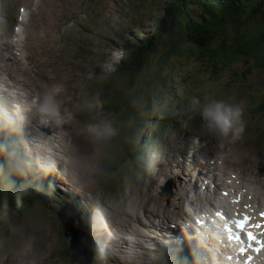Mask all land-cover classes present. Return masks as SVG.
<instances>
[{"label":"rangeland","instance_id":"obj_1","mask_svg":"<svg viewBox=\"0 0 264 264\" xmlns=\"http://www.w3.org/2000/svg\"><path fill=\"white\" fill-rule=\"evenodd\" d=\"M136 1L51 0L49 3V0H42V4L37 6L29 4V10L32 13L30 18L33 21V30L28 29L25 31L27 39L24 46L25 55L16 48H12V52L17 57V61L21 63L20 65L23 66L22 70L30 71L33 74L24 84L21 83L16 72L8 71L6 76L14 81L15 86L19 84L31 90L34 96L48 87L59 85L58 99L61 101L62 108H67L71 114V119L58 129L51 128L49 132H54V135H60V137L70 129L72 133L79 132L76 140L60 143L64 157L58 152H55L54 157L61 164L66 162L69 168L65 166L66 180L63 184L57 186V191H63L67 195H71L76 201L79 199L80 204L72 201L63 204L59 197H55V200L52 198L54 207L58 208L60 204L66 205L70 212H75L68 205L71 204L80 209L79 205L82 206L80 199L88 201L90 193H92L102 203L105 211L103 213L107 214L111 223L125 224L124 232H132V228H135L141 231L146 230L147 233H150V225L153 228L157 227L152 224L156 220L161 222L162 216H167L171 219V225L174 226V222L182 218L183 213L188 214L191 211L190 205L197 209L203 208L206 201L200 196L197 199L193 197L198 193L199 187L197 185L199 183L197 184V178L190 184L186 178L189 171H185L182 167L174 166L170 163L171 161H178L180 154H183L181 157L183 162L186 164L191 162L188 155H191L192 149L190 147L186 148L187 152H185L186 150L182 148L185 145L182 140L186 137L191 139L192 145L202 147L209 153L215 152L223 161L227 160L229 164L224 167L226 172L241 175L239 177L242 178L243 182L254 184L258 188V192L264 196V145L261 141L263 136L261 128L264 127V70L258 73L253 72L246 80H242L239 76L234 77L227 71L223 72V74H220L221 72L218 70L213 71L214 68L204 61L184 59L176 61L174 59L171 63V60H169L167 62L169 69L161 74L159 78L164 79L166 73L172 75L173 82H170L171 87L185 96L181 103H174L171 106H160L148 113H139L134 120L136 127H134V123L122 121L121 132L115 127L106 110L103 107L101 108L100 101H98L100 92L107 91L111 96H114L112 89H108L106 85L104 86V82L108 78L106 73L111 72L119 58V48L114 44L117 41L114 33L118 32L126 35L125 33L128 31H135L140 21L146 24L156 14V11H152L142 16L140 14L141 8L134 6ZM259 2L260 0H255V8L258 7ZM23 3L28 4V0H23ZM64 3L66 5L63 7ZM57 5L59 7V12L56 13L57 17L62 22L72 21L75 23V30L77 31L75 33L69 32L66 35L67 43L65 49L52 50L54 38L58 33V26L61 28L66 26V24L50 14L51 8ZM255 8L248 11L251 13ZM129 9L131 10L128 12ZM97 11L98 14L96 15ZM63 12H66L65 16L62 14ZM190 12L192 14L196 13L195 11ZM2 14L3 11L0 9V16ZM81 15H84L85 19ZM136 15L138 19L134 21L133 18ZM259 15L262 16V14ZM74 38L84 41L83 45H80L78 40H74ZM3 42L0 39V47ZM0 56L4 57L3 61H0L2 65L10 61L7 55L0 54ZM65 62H69V67ZM171 66L172 68L170 69ZM39 68L41 71L37 73ZM244 70L245 66L240 65L234 71L237 75H241ZM149 75L154 74L152 71H147L144 81L150 77ZM1 78L2 76H0ZM21 92L24 94L23 88ZM193 98L198 100L199 104H192ZM15 99L13 97L12 101H15ZM213 99L226 100L229 103L242 106L245 127L238 138L220 141L215 134L208 132L204 126H200L203 122L199 116V106ZM88 104H91V108L94 110L92 115V110ZM253 104L255 105L252 106ZM24 105L25 103L23 102V108L26 109L27 107ZM256 105H261V115L257 120L253 119L254 117L249 113V107L252 110ZM161 113L166 117V124L162 127L163 131H158L157 126L153 125L151 128L153 132L150 129H146V132H144V128L142 132H139L140 136L137 138L144 116L150 120H156L161 117ZM179 113L185 115L184 124L188 132L182 133L180 126L176 127V125L172 124L175 115ZM28 114L30 115V113H24V120L27 121L29 118V120H33L34 124L37 123L39 125L36 117L30 118ZM105 119L110 120L118 130L116 136L107 139H97L92 136L88 140L81 138V135L88 134L86 131L87 125L98 123ZM82 120H84V127L80 124ZM149 123L150 121L147 120L146 124ZM34 126L36 127V124ZM46 132L48 131H45L44 134H47ZM16 133L17 131L15 130ZM128 133L130 138H126ZM24 134V132H21L18 135L21 137V141ZM152 134L156 137L155 141H151V144H154V150L148 153H145L146 151L142 152L147 166L140 169V174H136L129 158L125 157L123 153L125 152L127 155L136 154L138 150L136 144L140 143L142 137L150 139ZM159 138H162V141ZM46 141L45 145L49 143L47 138ZM161 143H166L169 146L168 148L173 147L171 156L167 155L168 149L163 148ZM180 143L181 146L179 145ZM37 145L46 149L39 142ZM66 150H69L70 153L65 154ZM24 152L26 157H29L27 160L30 161V166L25 167L20 160L13 158L9 166L10 175L19 179V172L23 170L28 178V181L22 185L23 189L34 186L38 191H45V194L51 195L50 192L54 191L55 188L48 186L46 190L45 187L48 182L54 184V179L51 174H46L41 169L43 168L42 162L38 160L42 156L41 152L32 150L33 156H31L30 150H25ZM194 159L198 160L197 157ZM210 162L208 161V163ZM0 163L3 167L5 166L2 159H0ZM47 163L52 167L53 165L56 166V163L51 159H47ZM213 166L216 173H221L220 165L217 164L216 160H214ZM95 168L106 171L107 173L104 172L105 178L101 177ZM196 168L198 169L190 172L192 175L195 171L212 174L209 169H204L202 166ZM118 170L120 174L117 173ZM59 171L52 168V172L58 173L60 178H62L63 175ZM70 171L73 174H80V182H84L80 184L84 185V187L81 185V187H76L79 184L77 183L78 180L76 182L69 176ZM82 175L85 176L83 177ZM68 177L71 182L68 181ZM86 179L94 180V183L90 181L93 189H88L85 186ZM256 179L259 180L258 183ZM119 180H121V184L118 183ZM72 183L77 185L74 186ZM217 183H221V180L218 179ZM13 186L14 184H11V187ZM7 189L9 188L7 187ZM85 189L90 192H85ZM205 189L211 194L213 193L206 185ZM52 193L54 194V192ZM194 201H197L199 206L194 205ZM92 205L98 206L93 203ZM98 207H94V211H100ZM90 210L92 211V207ZM42 212L52 214L45 211ZM28 213H25L23 215L24 218L21 220L19 217L14 216L15 213H8L12 218L15 217L16 219V222L11 225V228L15 229L12 232V236L15 239L14 243L5 245L7 232L0 231V264H15L13 263L14 260L18 261L24 254H26L25 261L34 260V262H31L32 264H66L64 257L59 258L63 245L59 235V225H56L55 220L50 215L35 211ZM34 215L41 216L40 222L46 224L44 229H41L38 225L36 226ZM45 215L51 217L53 225L56 226L48 225L51 222L45 218ZM154 215L157 216L154 217ZM86 219H88L90 225L93 224V220L94 224H96L99 222V215H95L92 218L86 217ZM70 224L73 229H77L73 222ZM107 226L106 222L103 221L102 223L100 221L94 230L107 232L109 230ZM112 231L113 228H111V233H113ZM185 235L189 238L193 237L192 233L180 230L172 238L174 241L178 237L183 238L182 241L184 243L187 242L185 244L186 251L191 258L192 255L194 256L193 252L199 254V260L194 258L197 263L190 259L189 264H205V259L210 260V263L213 264V260L216 258H213L208 253L205 256L201 248H194L195 241L191 239L188 241ZM141 237L139 236V238ZM64 240L67 247L69 239L65 238ZM157 241L154 243L157 244ZM146 244L149 245L150 243H145V246H147ZM168 245L170 244L167 243L166 246L163 245L161 247H167ZM175 247L178 248V246ZM115 249H117L116 244ZM155 250L157 248L153 250L129 249L119 254H115L113 251L114 254L103 259L100 264H159L160 262L153 254ZM156 254L160 255L161 252L157 251Z\"/></svg>","mask_w":264,"mask_h":264},{"label":"trees","instance_id":"obj_2","mask_svg":"<svg viewBox=\"0 0 264 264\" xmlns=\"http://www.w3.org/2000/svg\"><path fill=\"white\" fill-rule=\"evenodd\" d=\"M178 2V5L167 9L154 32L142 33V38L136 42L124 40L120 64L108 75L106 83L114 96L107 91L102 95L103 102L109 100L118 109H111L116 122L134 123L138 113H148L152 108L164 106L165 85L156 76L167 70L164 61L170 57L172 61H204L220 74L225 71L230 73L240 65L249 72L264 70V0H260L257 8L255 0ZM194 7L201 13L200 19L184 14ZM252 8L255 9L250 13L248 10ZM149 67L154 77H149L150 80L141 89L144 82H138V79ZM246 70L243 71L245 77ZM134 82L140 87H132ZM117 126L121 129L120 124ZM0 166V217H5L7 210L23 215L29 211L27 207L31 203H35V212L41 211L38 200L42 201V210L46 211L45 202L38 195L35 198L27 192L25 194L28 195L22 197L17 187H11L13 181L10 178L5 181L6 170L1 163Z\"/></svg>","mask_w":264,"mask_h":264},{"label":"bare ground","instance_id":"obj_3","mask_svg":"<svg viewBox=\"0 0 264 264\" xmlns=\"http://www.w3.org/2000/svg\"><path fill=\"white\" fill-rule=\"evenodd\" d=\"M179 3V2H178ZM23 5V2H21V4L18 6V9H17V12H16V14H18V10H19V8L21 7ZM64 5H66L65 3L63 4V7H64ZM205 7V6H204ZM199 9V8H198ZM4 15V12H3V14L1 15V16H3ZM1 16H0V19H1ZM23 16H24V20H26V18H30V13L28 12V10L27 11H25L24 13H23ZM5 18H3V19H1L0 20V39H2V41H4L3 43H5V45L6 46H1L0 47V54L2 55H7L9 58H10V61H8V62H6L4 65H2L1 63H0V70H1V73H2V76L4 75V73H5V71H7V70H10V71H12V72H16L17 74H18V78L20 79V81H21V83L22 84H24L26 81H28V79H29V77L33 74V73H31L30 71H23L22 70V68H23V66H21L20 65V63L17 61V57H15L14 56V54H13V52H12V48H16V49H18L21 53H23L24 55H25V52H24V46H25V44H26V41H27V39H26V33L25 32H23V33H20V34H18V33H14L13 32V25L15 24V23H18L19 22V18H18V16L16 15V17L14 18V19H12L10 22H5ZM6 24V25H5ZM3 31V32H2ZM3 59H4V57H2V56H0V61H3ZM65 64L66 65H68V67H69V62H65ZM40 71H41V69L39 68L38 70H37V73H40ZM36 73V72H35ZM34 73V74H35ZM37 75H40V74H37ZM36 75V76H37ZM35 77V76H34ZM37 78V77H36ZM9 80V78L7 77V78H4V82H3V84L1 85L0 84V105L2 104V102H5V101H8L9 102V112H8V114H12V113H14V112H16L17 114L19 113H21V110L22 109H24L23 108V102H22V100H21V106H22V109L20 110L15 104V101H12L13 100V97H11L10 96V92H9V89H8V87L6 86V84L9 82L10 84H13L12 83V81L10 80V81H8ZM35 81V80H34ZM16 85V84H15ZM35 85V84H34ZM6 86V87H5ZM13 87H17L19 90H21L22 91V88H23V86H21V85H17V86H13ZM75 89V88H74ZM24 90V89H23ZM38 92V91H37ZM2 94V95H1ZM68 94V93H67ZM84 95V94H83ZM30 97L31 98H33L34 97V95H32V93L30 94ZM78 100V99H77ZM84 101V100H83ZM82 101V102H83ZM5 103H7V102H5ZM76 105V104H75ZM88 105H90V104H88ZM25 107H27L26 109H24V111H26V113H30V115L28 114V117L30 116V118L31 117H33L32 116V112H31V110L29 109V107L25 104L24 105ZM91 110H92V112H91V115L93 114V112H94V110L91 108V107H89ZM19 110V111H18ZM18 111V112H17ZM23 111V110H22ZM23 111V112H24ZM90 115V116H91ZM38 119L36 118V121H37ZM96 121V120H95ZM89 122V121H88ZM29 125L28 126H26L25 127V131H23L25 134H24V136H23V138H22V140L29 134V132H30V129L32 128V126H33V129L35 128V124H34V122H33V120H31L30 119V121H29ZM96 123V122H95ZM80 124L84 127V120H82L81 122H80ZM87 124V123H86ZM68 126V125H67ZM86 126V125H85ZM69 128H71V127H69ZM79 128V127H78ZM51 128H46V130L45 131H49ZM78 135H79V132L78 131H76V132H74V133H72L71 132V129L70 130H68L66 133H63L62 135H61V137H60V135H59V137H57V136H55L54 135V132H50V133H48L47 132V134H45L44 136H36V140L39 142V143H41V146L42 147H44L45 146V148L46 149H53V145L56 143L57 145H59L60 143H62V142H66V141H68V142H70V141H72V140H76L77 138H78ZM46 138H47V140L49 141V140H51L47 145H45V143L47 142L46 141ZM81 138L82 139H85V140H88V139H91V136L90 135H88V134H86L85 133V135H81ZM14 140H16L17 142H18V144L20 143L21 144V137L20 136H16V137H14ZM184 143H185V145L182 147L183 149H185L186 151L185 152H187V149L186 148H189L190 147V149H192L195 153H197L199 156H200V158L199 157H197L198 158V160H195V159H193V160H191V162L189 163V164H186L185 162H183L182 160H181V157L183 156V154H180V159L178 160V161H171L170 163L172 164V165H174V166H180V167H182L185 171L188 169V167H190V166H193V167H198V166H202V167H204V162L206 161V162H208V161H214V160H217L218 162H219V164H220V169H221V174H220V176H221V178L223 179V177H224V179H225V184L226 185H229V180L232 178V177H234V175L233 174H231V173H228V172H226L225 170H224V167L226 166V165H228L229 164V162L227 161V160H224L223 161V159H221V158H219L218 156H217V154L215 153V152H212V153H209V152H207L205 149H203L202 147H197V146H195V145H192L191 144V139L190 138H184V140H182ZM88 143V142H87ZM63 145V144H62ZM180 146H181V143L179 144ZM85 146V145H84ZM191 146H193V148H191ZM12 147H13V149L15 148L14 147V144L12 145ZM70 147V146H69ZM84 148V147H83ZM31 149L34 151V152H36V151H40L41 152V154L43 155L44 153H45V150H44V148H40L38 145H32V147H31ZM21 150V149H20ZM181 150V149H180ZM22 151V150H21ZM94 151V150H93ZM22 152H24V151H22ZM56 152V151H55ZM73 152V151H72ZM46 153H48L47 152V150H46ZM68 153H70V151L69 150H66L65 151V154H68ZM39 154V153H38ZM79 154V153H78ZM90 154H91V152H90ZM46 155V154H45ZM71 155V154H70ZM89 155V154H88ZM55 156V153H53V157ZM59 156V155H58ZM83 157V156H82ZM88 157V156H87ZM34 158V157H33ZM63 158V157H62ZM91 158V157H90ZM76 159H77V157H76ZM16 160V159H15ZM54 160H55V157H54ZM66 160V159H65ZM90 160V159H89ZM56 161V160H55ZM197 161V162H196ZM4 162V161H3ZM72 162V161H71ZM83 162H85V161H83ZM88 162V161H87ZM94 162V161H93ZM91 163V162H90ZM198 163V164H197ZM4 164H5V162H4ZM93 164H96V163H93ZM6 165V164H5ZM56 165V164H55ZM79 166V165H78ZM53 168H55L57 171H59V170H61V166L59 165L57 168H56V166H54L53 165ZM81 169V168H80ZM215 169V168H214ZM182 170V169H181ZM72 171V170H71ZM78 171H79V169H78ZM77 171V172H78ZM85 172H86V170H84ZM97 172H99L98 170H96ZM74 172V171H73ZM81 172H83V171H81ZM20 173H23V174H25L24 172H23V170H21L20 171ZM54 175H57L58 173H53ZM75 175H74V178H73V180H75L76 182H77V180H78V182L77 183H79L78 184V186H76V185H74L73 183V185L74 186H76V187H81L80 185L81 184H83V183H81L80 182V179H81V176H80V174H78V173H74ZM87 174V173H86ZM91 174H92V172H91ZM59 175V174H58ZM103 175V173H101L100 172V176H102ZM83 176V175H82ZM85 176V175H84ZM83 176V177H84ZM217 176V175H216ZM239 176H241V175H238L237 174V179H239V180H242V178H240ZM91 177V176H90ZM99 177V176H98ZM59 178H60V176H59ZM92 178V177H91ZM95 178V177H94ZM209 178H207L206 180H208ZM60 180L62 181V180H64V177L62 176V178H60ZM83 180V179H82ZM97 180V179H96ZM90 181H93V183H94V180H91V179H86V187L88 188V189H93V187H92V185H91V182ZM213 181H215L214 179H213ZM258 179H256V182L258 183ZM71 182V181H70ZM81 183V184H80ZM96 183V182H95ZM95 185V184H94ZM223 185H224V183H223ZM96 186V185H95ZM227 188L228 189H231V187L230 186H227ZM97 190V189H96ZM223 190H225V191H227V189H222L221 187H219V189H217V191H215V196L217 197V200H218V202H217V205H218V210L217 209H214L213 210V213H209V212H207V213H204V210H201L200 211V213H204V214H198V213H196V211H194V210H196L193 206H190V208H191V210H193V212L195 213V214H197V215H201V216H204V217H207V216H214L215 218H217L216 220H217V222H218V224H219V227H221V228H219V232L220 231H223L225 234L223 235V233L221 232V235H220V239H221V241L219 242V247L221 248V252H223V255H222V253H220V251H219V248H216L215 246H212V245H210V244H207V243H205L204 245H202L201 247H202V249L204 250V252L205 253H208V254H210L213 258H216V259H214L213 260V264H225V263H231V264H264V258H261V257H259L260 256V253L259 252H254L253 250H252V248H249L248 247V245H247V239L244 237L243 239L245 240V242H246V248L244 249V240L243 239H241L240 238V234L236 231V229H235V223H234V221L231 219V218H235V217H233V216H231V215H228L225 211H224V208H225V206H226V204L228 203V196H224L223 195ZM235 190L237 191L236 192V194H239V196H240V198H241V200L237 197V195L234 193L235 192ZM52 192H54V191H52ZM51 192V199L53 198L54 200L56 199L55 198V193L53 194ZM85 192H90V191H88V190H86L85 189ZM241 192H244V193H246L247 195H249V194H257L258 193V190H252V189H250L249 187H247L246 186V183L245 182H243V183H241L240 185H238V187L237 188H233V192H232V194H231V191H230V193H229V195H231V199L235 202V204H236V206H237V208H238V211H239V217L241 216V218L240 219H242L243 218V216L244 215H247V212H246V208H245V206H244V204L245 205H247L248 203H251L253 206H255L256 207V205H257V199L256 200H254L253 202H248V203H242L243 201H244V199H245V197L247 198V195L246 194H242ZM92 195V193H90V196ZM42 200H44V202H45V197H49V195L46 193H44V192H41L39 195H38ZM68 196H70V197H72L71 195H68ZM202 198V197H201ZM74 199V198H73ZM204 199V198H203ZM203 199H201V200H203ZM75 200V199H74ZM76 201V200H75ZM211 202V201H210ZM122 203V202H121ZM118 204V203H117ZM193 204L195 205H197V206H199V203L197 202V201H194L193 202ZM210 205H212V207L213 208H215V206H214V202H213V200H212V202H211V204ZM263 206H264V204H263ZM127 207H129V206H127ZM131 208V207H130ZM108 209V208H107ZM127 209V208H126ZM150 209V208H149ZM51 210V209H50ZM43 211V210H42ZM54 211V210H53ZM150 211V210H149ZM36 212H40V213H43V212H41V211H37L36 210ZM46 212V211H45ZM113 213V212H112ZM35 214H38V213H35ZM43 214H47V213H43ZM42 215V214H41ZM47 215H50V216H52L51 214H47ZM54 215L57 217V219L60 221L61 220V215L62 214H56L55 212H54ZM122 215V214H121ZM230 218H229V217ZM33 217H35V224H36V226L38 225L39 227H41V229L43 228L44 229V227H45V225L46 224H42L41 222H40V218H41V216L40 215H38V216H36V215H34ZM53 217V216H52ZM83 217L84 218H86V216H84L83 215ZM45 218H47L50 222H51V224L53 223V220L51 219V217H49V216H46L45 215ZM110 219V218H109ZM122 219H123V217H122ZM191 219H194L193 217H191L190 218V221H192ZM93 220V219H92ZM224 220H226V221H228L229 222V224L227 225V224H225L224 223ZM120 221V220H119ZM122 221H124V220H122ZM121 221V222H122ZM105 222V221H104ZM113 222V221H112ZM115 223V222H114ZM51 224H48V225H51ZM93 224H94V220H93ZM92 224V225H93ZM117 224V223H116ZM119 224V223H118ZM91 225V226H92ZM106 225H107V223H106ZM53 226V225H52ZM108 228H109V230L107 231V232H105V231H103V232H101V233H103V235L101 234V236H104L107 240H111V235H109L110 233H111V228L109 227V226H107ZM159 227V226H158ZM114 228V227H113ZM93 230H94V228H93ZM93 230H92V232H93ZM45 231V230H44ZM98 231V230H97ZM260 231H264V225H262V227H261V229H260ZM46 233H48L47 231H45ZM99 233V232H98ZM156 233V232H155ZM49 234V233H48ZM150 235H151V238L149 239V240H147V242H149V241H153V242H156L157 241V239H156V237H154V235L151 233V231H150ZM186 236V235H185ZM187 237V236H186ZM231 237H233V242L234 243H237V245H238V243L241 241V244H243V251H239V253L240 254H235L234 256H233V258H232V255H233V253L235 252V250L236 249H232V248H230L229 246H227V239L228 238H231ZM187 239H188V241L191 239V238H189V237H187ZM193 239H196V237H193ZM123 242H125V239L124 238H122L121 239ZM192 240V239H191ZM195 242H198V246H200V244H202V242H200L199 240H194ZM206 241H210L211 243H213V240H211V239H209V240H206ZM146 242V243H147ZM148 245V244H147ZM150 246V245H149ZM153 246H150V247H147L146 246V248L148 249V250H150L149 248H152ZM18 248V247H17ZM190 248V247H189ZM228 248H230V250L228 249ZM253 248H254V245H253ZM36 249H37V247H36ZM29 250V249H28ZM37 251V250H36ZM232 251H233V253H232ZM216 252H217V254H218V256H217V254H216ZM28 254V253H27ZM36 254V253H35ZM39 254V253H38ZM16 255V254H15ZM32 255V254H31ZM240 255V256H239ZM41 256V255H40ZM39 257V256H38ZM237 257L241 260V262H240V260H238L237 261ZM25 258H26V255H22L21 257H20V259L18 260V261H15L14 260V262L13 263H15V264H29V262L31 263V262H34V260H32V261H29V262H25ZM192 258H193V260H194V256L192 255ZM28 259V258H27ZM233 259H234V262H233ZM35 260H37V259H35ZM246 260V261H245ZM194 262L196 263V261L194 260Z\"/></svg>","mask_w":264,"mask_h":264},{"label":"clouds","instance_id":"obj_4","mask_svg":"<svg viewBox=\"0 0 264 264\" xmlns=\"http://www.w3.org/2000/svg\"><path fill=\"white\" fill-rule=\"evenodd\" d=\"M58 89L59 85L46 88L35 95L29 105L38 122L46 128L58 129L71 119V114L67 108H62L58 99ZM192 104L197 105L199 101L193 98ZM198 111L203 126L220 141L238 138L244 131L243 108L240 104L213 99L200 105ZM86 131L97 139H107L116 136L118 130L110 120L105 119L87 125Z\"/></svg>","mask_w":264,"mask_h":264},{"label":"snow or ice","instance_id":"obj_5","mask_svg":"<svg viewBox=\"0 0 264 264\" xmlns=\"http://www.w3.org/2000/svg\"><path fill=\"white\" fill-rule=\"evenodd\" d=\"M261 217L264 218V213H261ZM235 229L241 233L240 238H247V245L252 248L253 251H259V248H253V243L256 245H262V241L257 237L253 229H261L260 223H252L250 215H244L242 219L235 220ZM264 235V233H261Z\"/></svg>","mask_w":264,"mask_h":264}]
</instances>
